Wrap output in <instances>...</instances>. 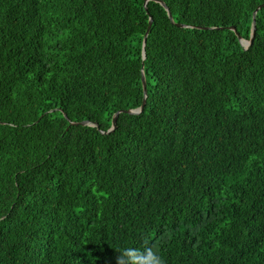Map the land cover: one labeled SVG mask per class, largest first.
Segmentation results:
<instances>
[{"label":"trees","instance_id":"16d2710c","mask_svg":"<svg viewBox=\"0 0 264 264\" xmlns=\"http://www.w3.org/2000/svg\"><path fill=\"white\" fill-rule=\"evenodd\" d=\"M263 5L0 0V264H264Z\"/></svg>","mask_w":264,"mask_h":264},{"label":"water","instance_id":"95a60500","mask_svg":"<svg viewBox=\"0 0 264 264\" xmlns=\"http://www.w3.org/2000/svg\"><path fill=\"white\" fill-rule=\"evenodd\" d=\"M157 2H158L159 4H161V5L165 8V10L168 12V16H169V18H170L171 21L173 22L172 14H171V12L169 11V9H168V7L166 6V4H165L164 2H162V1H157ZM261 7H264V5L261 6ZM261 7H259V8L254 12V14H253V24H252V26H253V31H252V36H251L250 41L248 42V41H244V40H242L241 36L237 34L238 39L241 41L242 45L245 46L246 49L249 48V47L253 44V41H254V38H255V32H256V15H257L259 9H261ZM152 22H153V20H152V18H150V21H149V28H148V30H147V32H146V34H145V36H144V40H143V43H144V49H145V46H146V43H147V38H148L149 31H150L151 26H152ZM173 23H174V22H173ZM177 26H178V27H184V28H185L184 25H179V24H177ZM229 29L232 30V31H234V32H236V29H235L234 27H231V28H229ZM143 59H144V60L146 59V53H145V50H144V52H143ZM142 84H143V89H144V99H143V104H142V106H141L139 109H137V110H128V111H119V112H117V113L114 115V117H113L112 127H111V129L109 130L108 133H111V132H113V131H115V130L117 129V120H118V117L120 116V114L127 113V114H130V115H138V114H140V113H142V112L144 111V108H145V105H146V102H147V97H148V93H147V84H146V78H145V75H143V77H142ZM71 125H73V126H77V125H81V126H89L90 124H89V122L84 121V122H80V123H71Z\"/></svg>","mask_w":264,"mask_h":264},{"label":"clouds","instance_id":"9594fccd","mask_svg":"<svg viewBox=\"0 0 264 264\" xmlns=\"http://www.w3.org/2000/svg\"><path fill=\"white\" fill-rule=\"evenodd\" d=\"M115 264H166L148 239L143 242V250L125 248L118 251L115 256Z\"/></svg>","mask_w":264,"mask_h":264}]
</instances>
